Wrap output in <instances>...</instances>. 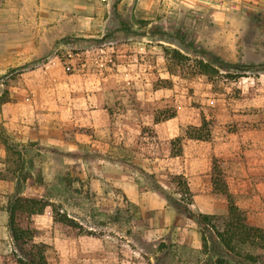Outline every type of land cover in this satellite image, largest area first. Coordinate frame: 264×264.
<instances>
[{"label": "rangeland", "instance_id": "rangeland-1", "mask_svg": "<svg viewBox=\"0 0 264 264\" xmlns=\"http://www.w3.org/2000/svg\"><path fill=\"white\" fill-rule=\"evenodd\" d=\"M2 7L0 131L41 139L24 171L39 175L36 193L54 205L33 218L49 264H213L196 219L216 217L222 230L225 189L264 229V73L200 76L192 62L167 61L159 45L54 41L43 18ZM193 127L210 139H188ZM63 214L71 228L54 221ZM238 253L260 251L239 244Z\"/></svg>", "mask_w": 264, "mask_h": 264}, {"label": "crops", "instance_id": "crops-1", "mask_svg": "<svg viewBox=\"0 0 264 264\" xmlns=\"http://www.w3.org/2000/svg\"><path fill=\"white\" fill-rule=\"evenodd\" d=\"M0 2L3 3V9L28 10L34 17L43 18V26L48 27L49 32L54 34L52 38L54 41L97 39L115 44L123 40L128 43L124 47L137 49L139 52L145 48H148V51L155 50L157 45L163 51L170 46L189 58H192V52H185L182 49L189 50L191 48L189 45H192L196 49L206 50L225 63L238 64L264 73V0H0ZM174 33L180 40L176 39V36L172 37L173 42L166 39ZM193 58H197L196 54ZM156 66L152 68L155 69ZM165 69L164 67L162 70ZM2 134L0 256L9 254L12 249L6 207L8 199L16 195L17 186L11 172L14 159L7 150L5 140L17 146L19 150L25 147L24 159L30 147L41 153L36 147L41 140L36 133L26 131L9 139H5L4 133ZM212 153L215 156L220 155L216 148H213ZM32 161L33 165L36 164L35 166L43 169L44 163L37 161V155ZM27 165L29 166V161ZM29 173L35 178L31 169ZM35 228L37 229L36 226Z\"/></svg>", "mask_w": 264, "mask_h": 264}, {"label": "trees", "instance_id": "trees-1", "mask_svg": "<svg viewBox=\"0 0 264 264\" xmlns=\"http://www.w3.org/2000/svg\"><path fill=\"white\" fill-rule=\"evenodd\" d=\"M180 40L179 37H175ZM181 42V41H180ZM192 50L197 58H191L181 54L178 50L164 48V54L167 61H175L177 64L192 62L198 75L212 76L219 75L222 71L229 69H238L243 72L249 70L241 65L229 64L221 61L218 57L212 55L202 48H195L192 45ZM174 118V113L166 114L162 120L166 121ZM191 131L186 133L187 138L197 141H208L210 132L204 131L202 127L190 128ZM0 135L3 136L0 131ZM175 141H179L175 140ZM8 152L12 155L13 165L15 168L11 170L12 176L16 179V195L9 198L7 202L8 213V231L10 234L12 249L3 260L4 264H49L47 259L48 246L38 242V230L33 223V217L41 215L43 210L53 204L44 201L43 197L36 193V183L42 182V179L37 176L33 180L29 172L24 171L25 162L23 155L26 148L21 150L17 146L8 143L5 140ZM177 153L174 156H178ZM213 174V168H212ZM180 182L187 194V183L183 176H179ZM182 180V181H181ZM227 200L228 213L227 219L221 231L218 230L212 222L216 219L213 216H199L196 219L201 230V249L207 258L213 261V264H264V229L252 226L248 223L245 215L238 209L226 189L221 191ZM54 221L57 220L63 225L71 228L73 220L69 219L66 214L57 215ZM79 234L84 233L82 227H79ZM239 244H249L260 251L257 255H244L238 253Z\"/></svg>", "mask_w": 264, "mask_h": 264}]
</instances>
